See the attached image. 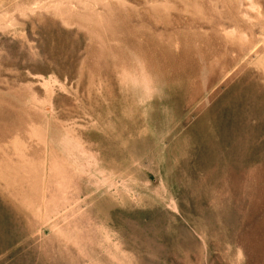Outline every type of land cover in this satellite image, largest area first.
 Masks as SVG:
<instances>
[{"label": "rangeland", "instance_id": "374dc122", "mask_svg": "<svg viewBox=\"0 0 264 264\" xmlns=\"http://www.w3.org/2000/svg\"><path fill=\"white\" fill-rule=\"evenodd\" d=\"M0 264H264V0H0Z\"/></svg>", "mask_w": 264, "mask_h": 264}]
</instances>
